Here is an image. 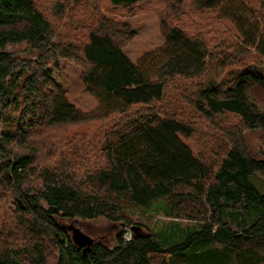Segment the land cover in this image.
Wrapping results in <instances>:
<instances>
[{"label":"trees","instance_id":"obj_1","mask_svg":"<svg viewBox=\"0 0 264 264\" xmlns=\"http://www.w3.org/2000/svg\"><path fill=\"white\" fill-rule=\"evenodd\" d=\"M167 2L165 43L133 61L124 45L135 32L98 0H56L62 28L36 0H0V264H264V191L253 179L264 148L218 122L231 114L264 132L253 97L264 96V0ZM67 13L74 24L62 23ZM201 14L220 25L207 29ZM21 42L36 59L7 50ZM61 61L81 67L95 110L69 101L53 71ZM207 127L214 160L188 143ZM212 127L226 137L218 150ZM159 201L197 224L161 239L137 232L127 209ZM101 217L123 227L84 254L64 222Z\"/></svg>","mask_w":264,"mask_h":264},{"label":"rangeland","instance_id":"obj_2","mask_svg":"<svg viewBox=\"0 0 264 264\" xmlns=\"http://www.w3.org/2000/svg\"><path fill=\"white\" fill-rule=\"evenodd\" d=\"M36 1L49 17L53 16V6L56 0ZM167 1L168 0H141L133 6H122L114 5L109 0H98L103 12L108 17H113L127 22L135 32L134 36L124 45V52L133 61H137L139 57L146 51L153 50L165 43L162 18H165L166 15V12L164 11L168 3ZM195 13H198V11L195 10ZM57 19V17H52V21L60 26V21ZM186 19L187 20H184V23L188 24V22H190L189 18ZM197 19L198 22L203 21L207 29H210L216 25H220L218 23L216 24L218 19H216L214 16H210L209 19H207L203 14H201ZM73 20L75 19L71 18L67 13V15L62 19V23H71ZM78 21L81 20L78 19ZM219 31L222 30L219 29ZM210 32V35L216 33L214 31ZM27 46L28 45L25 42L10 43L7 45V50L20 56L36 59L37 55L33 52H30ZM53 71L57 79L67 90V96L71 103H74L79 109L83 111H92L97 108L98 100L85 88L81 79V67L79 65L75 64L74 62L61 61L56 68H53ZM253 97L256 99V102L260 108L264 110V96L253 94ZM219 118L222 120H218L221 126L236 125L239 128L244 129L245 141L251 151L257 153V151H260V149L262 150V148H264V132L262 130L245 129L241 125L238 117L231 114H227L225 117L221 116ZM101 124L102 122H97L87 126L89 133L91 135L95 134ZM79 126H73L74 128L71 129V132L75 129H80L81 126ZM204 129L208 130L210 128H203L202 132L199 134V137L197 139H189L188 143L196 154L205 152L208 156L210 155V159L214 160L216 159L217 155L209 149L206 138L203 134ZM210 131L211 133H216L218 136V140H216L214 145V148L218 150V146L226 141V137H224V139L221 133L214 127H212ZM222 151L223 149L220 150V152ZM253 179L254 182L259 186L260 190L264 191V173H260L256 177V180L255 178ZM8 206L13 205L8 204ZM126 212L132 219L133 224L136 225L135 228L137 232L143 234L154 232L158 239L168 235V229H170V227L173 229H179L197 224V222L190 220V218H175L167 215L166 204L164 201L155 202L150 206H132L129 207ZM1 214L2 213L0 211V224L2 219ZM72 222L79 226L84 232L94 237L96 240L102 238L108 241L110 244L115 243V237L123 227V223L111 222L103 217L98 219L67 220L64 222V224L67 225L71 224ZM126 232H128L129 236V234H132V229L127 227Z\"/></svg>","mask_w":264,"mask_h":264},{"label":"water","instance_id":"obj_3","mask_svg":"<svg viewBox=\"0 0 264 264\" xmlns=\"http://www.w3.org/2000/svg\"><path fill=\"white\" fill-rule=\"evenodd\" d=\"M66 228L71 232V238L73 242L80 246L83 249L84 254H86L96 239L84 232L73 222L71 224H67Z\"/></svg>","mask_w":264,"mask_h":264},{"label":"built area","instance_id":"obj_4","mask_svg":"<svg viewBox=\"0 0 264 264\" xmlns=\"http://www.w3.org/2000/svg\"><path fill=\"white\" fill-rule=\"evenodd\" d=\"M124 236H125L126 239H131L132 234H129V236H128V232H125V235Z\"/></svg>","mask_w":264,"mask_h":264}]
</instances>
